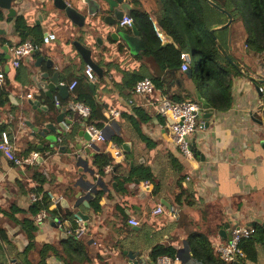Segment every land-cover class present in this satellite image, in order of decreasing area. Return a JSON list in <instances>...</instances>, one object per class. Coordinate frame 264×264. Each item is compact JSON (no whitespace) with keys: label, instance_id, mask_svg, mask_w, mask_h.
Returning a JSON list of instances; mask_svg holds the SVG:
<instances>
[{"label":"crops","instance_id":"0c3cea01","mask_svg":"<svg viewBox=\"0 0 264 264\" xmlns=\"http://www.w3.org/2000/svg\"><path fill=\"white\" fill-rule=\"evenodd\" d=\"M126 3L130 13L138 8L149 15L154 29L163 36L161 42H173L157 25L158 0H126ZM12 6L15 14L11 19L7 10L0 8L4 14V19L0 20V71L4 74L0 89L7 93V100L0 106V126L9 133L15 155L26 158L36 151L38 157L34 164L16 165L0 151V226L7 231L10 241L19 248L25 244L23 234L8 223L4 214L11 205L25 210L33 203L30 195L34 192L30 189L38 185L34 177L36 171L46 177L41 186L43 190L57 197L50 208L60 203L74 213L83 214L85 219L86 230L79 240L87 259L70 264H128L124 250L137 251L138 257L156 264L158 258L153 260L150 256L156 243L173 246L176 253L179 251L180 259L186 262L190 257L187 237L191 232L206 234L214 248L228 242L236 224H264V147L261 145L264 140V58L246 45L241 20L230 24L226 34L229 51L241 71L233 78L231 106L227 110L211 107L213 112L207 119L202 114L198 116L204 128L191 134L193 156L185 157L170 139L168 121L147 104V100L159 99L163 94L154 91L142 97L121 85L127 71L140 70L146 77L165 75L153 58L143 56L145 49L143 53L133 54L121 37L113 36L119 29L143 42L133 24L120 27L117 22L109 25L101 17H94L79 27L56 8L52 0H17ZM241 12L246 15L244 7ZM19 14L28 26L39 25L42 35L53 32L55 39L49 43L40 42L37 54L33 52L14 67L11 48L23 41L14 28L15 17ZM30 38L32 40L33 36L27 39ZM75 41L91 50V59L101 70L100 75L93 70V81L84 74L87 63L74 46ZM38 57L42 58L38 60ZM54 72L59 83L67 86L65 97L56 90L51 99L45 94V87L36 85V79L48 83ZM191 74L180 69L177 78L169 83L172 90L188 93L196 100V80ZM78 78L94 90L95 98L103 105L105 118L110 109L120 111L109 125H104L105 138L93 142L97 149L89 151H79L75 147L77 143L87 146L90 142L78 134L86 129L84 117L72 106L73 113L68 121L65 110L71 101L63 102L74 90L69 89V84ZM27 94L32 95L28 97ZM55 96L59 102L54 100ZM34 100L38 101L35 108L31 103ZM134 107H141L150 116L141 124L142 132L155 142L150 148L138 138L125 117L133 113ZM63 118L70 124L68 131L61 125ZM30 123L50 124L42 137L44 143L32 133ZM114 135L122 139L120 145L113 141ZM52 141L63 148L53 147ZM34 146L42 150L37 151ZM116 146L121 150L119 157L113 155ZM100 153L110 158L102 171L98 166L102 159H96ZM78 154L87 167L82 165L80 171L75 164ZM109 164L112 167L108 170L105 167ZM135 164L149 167L155 184L136 176L128 180ZM79 177L96 183L87 200L79 201L75 197L78 191L87 193L86 189L75 185ZM180 191L182 194L177 199ZM98 193L99 208L95 210L91 201ZM158 205L165 211L155 215L153 209ZM170 208L177 214L173 215ZM24 213L16 216L21 218ZM129 218L136 219L138 224H129ZM52 221L54 218L37 223L36 243H50L60 249L68 235L65 230L69 222L63 221L62 226H58ZM255 249L256 262L247 264H264V246L255 243ZM9 262L16 264V259ZM46 264L65 262L50 255Z\"/></svg>","mask_w":264,"mask_h":264},{"label":"trees","instance_id":"16d2710c","mask_svg":"<svg viewBox=\"0 0 264 264\" xmlns=\"http://www.w3.org/2000/svg\"><path fill=\"white\" fill-rule=\"evenodd\" d=\"M160 17L157 21L158 27L172 38L173 42H161L156 35L153 23L149 15L138 8L133 9L131 17L133 25L140 32L144 45V57H151L161 70L165 71L163 77L151 75L149 77L154 84L155 91L166 95L171 101L180 102L192 100L188 93L171 89L170 81L177 78L182 63L181 53L189 52L192 59V76L196 80L197 92L210 105V107L227 110L232 103V82L233 78L241 73L237 67V60L229 51L228 47V27L237 20L244 23L246 38L245 43L250 50L258 52L264 49V0H158ZM241 7L246 9V15L241 12ZM229 16L230 23L226 27L217 28L227 23ZM4 19V14L0 9V20ZM247 20L249 23H247ZM247 23V24H246ZM15 31L21 35V39L33 36L32 41L40 45L42 39L41 26H28L23 15H17L14 21ZM221 46V47H220ZM119 48H122L119 46ZM226 54L223 53L222 49ZM197 59L198 67H195L194 60ZM146 75L139 71H127L122 79V87L133 91L137 80ZM78 78L72 94L68 96L64 103L71 101L65 110L66 117L73 113V104L82 103L89 107V115L84 119L86 124L92 123L99 128H103L106 118L103 115V105L94 96L88 84L82 83ZM77 85V84H76ZM123 88V89H124ZM130 95V94H129ZM7 100V93L0 89V106ZM128 123L136 133L138 138L147 147H152L155 142L142 132L141 124L150 118L141 107H134L133 113L125 115ZM3 129L0 126V131ZM113 141L120 145L122 139L114 135ZM33 149H37L35 146ZM42 150V149H41ZM37 149V151H41ZM97 161L102 159L99 171L103 170L110 158L105 153L96 155ZM174 161V159H173ZM136 176L139 180H148L154 183L155 179L151 169L143 164H135L129 171V179ZM38 185L31 188L38 199L29 205L27 209L11 205L6 212L5 219L25 238V244L19 248L8 238L7 231L0 226V264H10V259H16V264H46V258L50 255L60 257L65 264L73 261L82 262L87 259L85 248L79 238L74 234H68L62 241V248L50 243H36L37 223L34 216L41 210L49 214L48 218H58L61 222L68 221L70 229L76 225L74 212L57 204L55 208H50L51 201L46 192L41 187L46 177L40 171L34 174ZM128 177L123 180L126 181ZM155 184V183H154ZM182 194L179 192L178 197ZM100 193L91 201V206L98 210ZM19 212H25L24 216L18 218ZM255 232L247 238L241 240L239 246L244 256L232 262L221 260L215 253L209 237L200 232H191L187 237L189 242L190 257L186 262L179 264H247L256 262L255 243L264 246V224L254 225ZM35 257H31L34 256ZM150 256L156 260L162 256H176V249L171 245L156 243L152 246Z\"/></svg>","mask_w":264,"mask_h":264},{"label":"built area","instance_id":"2783aa9c","mask_svg":"<svg viewBox=\"0 0 264 264\" xmlns=\"http://www.w3.org/2000/svg\"><path fill=\"white\" fill-rule=\"evenodd\" d=\"M133 24V18L131 16H123L121 20L117 21V25L120 27H124L127 25ZM156 35L159 39H163L162 34L155 29ZM55 39V34L53 32H48L46 35L42 36V43H49L51 40ZM39 48V45L30 39L23 40L11 48V56H12V65L14 67H18L21 63V60L27 56H30L36 49ZM260 55L264 58V49L260 51ZM182 63L180 65V69L182 71L193 69L192 59L189 52L181 53ZM84 74L88 80L93 81L95 78V74L91 67L87 65L84 70ZM4 74L0 71V87L3 84ZM77 84L76 80H73L69 84V89H73ZM155 91V87L153 81L149 77H143L134 85L133 93L142 97H148L152 95ZM32 94H27L28 97H31ZM54 100L59 102L58 98L55 96ZM147 104L152 106L153 109L159 114L161 117H164L169 123V136L171 141L175 144V146L179 149V151L185 157H192L193 150L191 148L190 136L197 130H203L204 124L203 121H198L197 118L201 114H203V108L201 104L197 100H183L180 102L171 101L166 95L160 96L159 99L156 100H147ZM74 109H76L82 117L87 118L89 115V107L82 103H74ZM120 115V111L117 109H110L106 114L107 121L105 122V126L109 125L111 120ZM61 125L64 131H68L70 129V124L64 118L61 120ZM104 126V127H105ZM86 130L90 135V142H96L99 140H103L105 138L103 133V128L97 127L95 124L89 123L86 124ZM61 140V137H58V141ZM13 144L11 142L9 133L6 130L0 131V151L10 159L16 165H24V164H34L36 163V159L38 157V152L34 151L30 153L26 158H20L15 155L12 151ZM113 155L115 157H119L121 155V150L117 146L113 151ZM111 165H106V169H111ZM147 181H145L146 183ZM46 195L49 197L52 203L56 202L57 197L49 191H45ZM31 201H35L38 199L39 195L35 193H31ZM165 209L163 206L158 205L153 209V213L155 215H160L164 213ZM170 212L173 215H176L177 212L175 209L170 208ZM49 214L41 210L35 216L34 220L36 223H40L43 220L48 219ZM75 227L73 229L67 228L65 231L66 234H74L76 237L80 238L83 236L86 230V222L85 219L78 213H74ZM58 226H62V223L58 218L55 220ZM129 224L137 225L138 221L133 218L128 219ZM255 232V227L250 224H236L231 229L230 239L227 243L217 244L214 246V251L218 255V257L225 262H232L244 256L242 249L239 244L242 239L249 237ZM180 258L178 255L175 257L170 256H162L157 259V264H178Z\"/></svg>","mask_w":264,"mask_h":264},{"label":"water","instance_id":"95a60500","mask_svg":"<svg viewBox=\"0 0 264 264\" xmlns=\"http://www.w3.org/2000/svg\"><path fill=\"white\" fill-rule=\"evenodd\" d=\"M13 1H17V0H0V8L7 10V16L10 19L15 14V10L12 6ZM52 3L56 8L62 10L64 14L66 15V17L69 18L72 23L78 25L79 27H82L87 20L89 19L91 20L94 17L95 18L101 17L105 23L109 25H115L116 22L118 20H121L123 16L131 15L130 11L128 10L126 6L127 4L126 0H52ZM230 21H231V17L229 16L227 23H225L221 27L227 26L230 23ZM115 32L116 33H113V36L121 37L131 53L133 54H137L138 52L143 53V50L145 49V45L138 37L130 36L120 31L119 29H117ZM74 46L79 51V53L81 54L82 58L85 60L87 65L91 67V69L94 70L96 73H98V75H100L101 70L91 59V50L81 45L77 41L74 42ZM222 51L224 54H226L223 49ZM34 53L37 54L38 51L35 50ZM40 58L42 57H38V60ZM184 72L187 73L188 75L191 74V71L189 70H186ZM36 85L39 88H41L42 86L45 87L47 89L45 91V94L51 99L53 98L54 92L56 90L59 91V94L62 97H65L67 95L66 94L67 86L59 83L57 79V74L55 72L50 77V80L48 83L40 82L38 79H36ZM90 85L92 86L93 83L91 82ZM195 98L201 104V107L203 108L202 116L206 119L209 118L213 112V109L210 107L209 103L203 97L199 95L197 90H195ZM31 103L33 104V108H35L38 101L34 100V101H31ZM30 127L32 129V133L37 134L41 140V143H44L45 138H42V137L45 136V133L47 132L48 127H50V124L45 123V125L43 126V125H35V124L30 123ZM78 134L82 136L85 141L89 142L90 135L86 129H81L78 132ZM51 144L53 147H57L59 150L63 148L62 146H59L54 141H52ZM261 145L264 147V140L261 141ZM75 147L79 151L81 150L89 151L90 148L97 149V146H95L93 142H89L87 146H83L80 143H77ZM193 147H194L193 144H191V148ZM68 152H70V150H68ZM75 164L77 165L78 171L82 169V165L84 166V168H87L85 166V161L82 159V157L79 154L76 156ZM75 185H78L81 189L87 190V193L85 194H83L81 191H78L75 194L76 199L80 201L83 198L87 200L90 197V193H92L95 190L96 183H92L90 180H84L82 177H79L77 181L75 182ZM78 214H80L83 217V214L81 213H78ZM55 220H57V217L54 219V221H52L53 224H55ZM63 235H65L64 232L62 233V236ZM123 253L126 255L128 259V264H152L146 258L138 257L137 251L124 250ZM178 253L179 251H177V254ZM185 260L186 259H180V262L181 261L184 262ZM11 261L15 262V259H11Z\"/></svg>","mask_w":264,"mask_h":264},{"label":"rangeland","instance_id":"374dc122","mask_svg":"<svg viewBox=\"0 0 264 264\" xmlns=\"http://www.w3.org/2000/svg\"><path fill=\"white\" fill-rule=\"evenodd\" d=\"M194 64H195V67H198L199 63H198L197 59L194 60Z\"/></svg>","mask_w":264,"mask_h":264},{"label":"clouds","instance_id":"9594fccd","mask_svg":"<svg viewBox=\"0 0 264 264\" xmlns=\"http://www.w3.org/2000/svg\"><path fill=\"white\" fill-rule=\"evenodd\" d=\"M189 71H190V70H189ZM192 150H193V149H192ZM252 226H253V225H252ZM176 255H177V253H176ZM178 256H179V255H178ZM179 263H180V261H179ZM179 263H178V264H179Z\"/></svg>","mask_w":264,"mask_h":264}]
</instances>
